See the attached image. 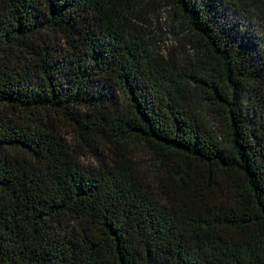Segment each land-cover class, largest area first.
<instances>
[{
  "label": "trees",
  "instance_id": "trees-1",
  "mask_svg": "<svg viewBox=\"0 0 264 264\" xmlns=\"http://www.w3.org/2000/svg\"><path fill=\"white\" fill-rule=\"evenodd\" d=\"M0 264H264V0H0Z\"/></svg>",
  "mask_w": 264,
  "mask_h": 264
},
{
  "label": "rangeland",
  "instance_id": "rangeland-1",
  "mask_svg": "<svg viewBox=\"0 0 264 264\" xmlns=\"http://www.w3.org/2000/svg\"><path fill=\"white\" fill-rule=\"evenodd\" d=\"M148 7V6H146ZM147 9H150V7H148ZM150 12V10H148ZM168 15L166 14L165 11H162L161 14V22H160V26L161 29L158 27L159 23L153 24V36L154 38H152V44L153 46L159 50L161 52V54H168V52L170 53L172 50H174L179 58H186V56L188 54H193V49L191 47V45L187 42V40L189 39L188 37H186V35H182V38H179L176 35H173L170 32L169 26L167 25L168 22ZM200 115H202L203 117L210 119V122L214 125L216 122L213 119V117L211 116V110L207 105H203L200 104ZM67 136H71V134L68 132ZM80 159L83 163H86V165L88 164H96V161L94 159H91L88 155L84 154V155H80Z\"/></svg>",
  "mask_w": 264,
  "mask_h": 264
}]
</instances>
